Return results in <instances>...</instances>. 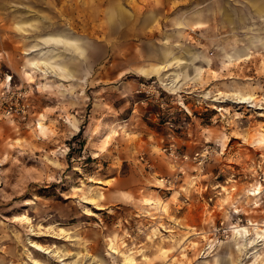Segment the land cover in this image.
Returning a JSON list of instances; mask_svg holds the SVG:
<instances>
[{"label":"rangeland","instance_id":"374dc122","mask_svg":"<svg viewBox=\"0 0 264 264\" xmlns=\"http://www.w3.org/2000/svg\"><path fill=\"white\" fill-rule=\"evenodd\" d=\"M194 4L215 16L176 37ZM219 6L0 0V264H264V54H220L264 20ZM166 36L206 68L143 72Z\"/></svg>","mask_w":264,"mask_h":264},{"label":"crops","instance_id":"0c3cea01","mask_svg":"<svg viewBox=\"0 0 264 264\" xmlns=\"http://www.w3.org/2000/svg\"><path fill=\"white\" fill-rule=\"evenodd\" d=\"M219 3H223V7H218L217 12H220V15H223V18L221 19L222 22L228 23L230 19L238 20L242 19L243 16L241 14H244V16L247 18H256L260 15V17L264 20V0H218ZM239 4H243L241 7L237 6ZM195 6L189 8V10L186 11V14H180L176 15L172 18L173 25L175 27V30L173 34L176 37H182L185 36V28L190 27L191 29H195L196 27H201L203 25H206L208 22L207 16L211 13L214 15V10L211 9V12L209 11V8L206 9L203 7L198 6V4H194ZM232 6H236L237 9H233ZM122 5H119V19L122 17L121 9ZM222 10V11H221ZM114 12V10H111ZM116 12V11H115ZM241 13V14H240ZM210 14V15H211ZM148 15V14H147ZM115 16V15H114ZM113 16V17H114ZM117 17V16H116ZM215 19V18H214ZM213 20V19H212ZM237 23V21H235ZM168 36L165 37L163 40V44L160 46V54L158 56H155V61L153 63H150L145 70L149 71V74L151 73H163L164 71H167V65L170 64L173 65L177 62V60L187 61L189 62V65L200 67L201 69H205L206 66H202L200 64L196 63V59L199 55V53L194 54V56H190L187 54V47L186 44L182 45L180 42H176L174 44L168 43ZM245 42L243 44L234 45L231 44L230 47H223L221 54V62L223 66H226L231 63H240L242 61H245L249 58H251L254 54H264V25L262 27H259L258 30H254V33L245 37ZM74 46V45H72ZM183 46V47H182ZM186 47V48H185ZM80 50V48H78ZM184 52V54L182 53ZM204 60L207 64L212 63V59L209 57H204ZM41 61H50L48 59H44ZM162 64H166V68H161ZM51 65L56 68L57 72H67V70L61 65V63L57 62V60L52 56L51 57ZM161 68L160 72L157 73L156 70L158 68ZM145 68V67H143ZM216 71V70H214ZM201 73V72H200Z\"/></svg>","mask_w":264,"mask_h":264},{"label":"bare ground","instance_id":"6f19581e","mask_svg":"<svg viewBox=\"0 0 264 264\" xmlns=\"http://www.w3.org/2000/svg\"><path fill=\"white\" fill-rule=\"evenodd\" d=\"M41 64H42V66H44V67H47L48 66V61H41ZM40 66L41 65H39V64H36V68L37 69H41L40 68ZM161 68H166V64H162L161 65ZM161 68L159 67L157 70H156V72L157 73H159L160 72V70H161ZM42 70V69H41ZM172 86V88L174 89L175 88V86L176 85H174L173 83H170ZM234 96H236L237 98H238V100H239V102H250V103H252V102H254V100H255V97L254 96H252V95H249V94H242V93H234L233 94ZM38 128H39V133L40 134H45L46 133V131H47V126L46 125H44V124H42V123H39V126H38ZM113 131H114V129H111V131H109L108 133H107V135L106 136H104L105 137V141H107L110 137H111V135L113 134ZM263 190H264V186L262 185V184H257L254 188H253V190H251L252 192H250V194H252V195H260L262 192H263ZM236 211H238V210H236ZM26 219V218H25ZM242 226V225H241ZM240 227V226H239ZM256 227V226H255ZM234 229V228H233ZM259 227H256V231L257 232H259ZM236 234V235H235ZM235 237H236V239H239V238H243L246 242H245V245H244V248H248V247H250V248H255L257 245H258V240H257V237H255V236H252L253 234L252 233H250V230H249V228L247 227V226H243V227H241V228H239V229H236L235 230ZM258 236H260V237H263L264 238V233H258ZM243 240V241H244ZM242 242V241H241ZM240 242V243H241ZM239 243V242H238ZM249 243H250V245H249ZM34 246H36L38 249H40V250H42V251H44V252H52V250H50L48 247H44V246H42V245H40V244H38V243H35L34 242ZM114 251V250H113ZM114 252H116V251H114ZM253 253V255H255V256H258V251L256 250V251H254V252H252ZM251 256V255H250ZM126 261L128 262V263H133V259H128V258H126ZM258 261V257L257 258H255V260H253L252 262H251V264H258L259 262H257ZM240 263V262H239Z\"/></svg>","mask_w":264,"mask_h":264},{"label":"built area","instance_id":"2783aa9c","mask_svg":"<svg viewBox=\"0 0 264 264\" xmlns=\"http://www.w3.org/2000/svg\"><path fill=\"white\" fill-rule=\"evenodd\" d=\"M8 78H10V77H8ZM157 90V89H156Z\"/></svg>","mask_w":264,"mask_h":264}]
</instances>
